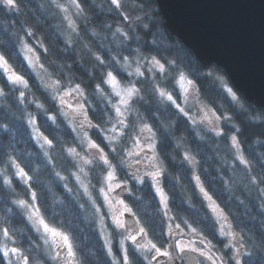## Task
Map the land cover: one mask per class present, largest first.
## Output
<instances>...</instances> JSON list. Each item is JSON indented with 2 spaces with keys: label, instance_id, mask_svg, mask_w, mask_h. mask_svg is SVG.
I'll use <instances>...</instances> for the list:
<instances>
[{
  "label": "clouds",
  "instance_id": "1",
  "mask_svg": "<svg viewBox=\"0 0 264 264\" xmlns=\"http://www.w3.org/2000/svg\"><path fill=\"white\" fill-rule=\"evenodd\" d=\"M252 78L168 0H0V264H264V0Z\"/></svg>",
  "mask_w": 264,
  "mask_h": 264
},
{
  "label": "water",
  "instance_id": "2",
  "mask_svg": "<svg viewBox=\"0 0 264 264\" xmlns=\"http://www.w3.org/2000/svg\"><path fill=\"white\" fill-rule=\"evenodd\" d=\"M173 25L204 54L229 60L248 84L253 71L254 31L244 0H168Z\"/></svg>",
  "mask_w": 264,
  "mask_h": 264
}]
</instances>
